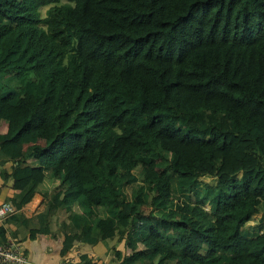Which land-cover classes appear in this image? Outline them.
<instances>
[{"label":"trees","instance_id":"obj_1","mask_svg":"<svg viewBox=\"0 0 264 264\" xmlns=\"http://www.w3.org/2000/svg\"><path fill=\"white\" fill-rule=\"evenodd\" d=\"M1 125L29 237L55 215L62 254L264 264V0H0Z\"/></svg>","mask_w":264,"mask_h":264},{"label":"crops","instance_id":"obj_2","mask_svg":"<svg viewBox=\"0 0 264 264\" xmlns=\"http://www.w3.org/2000/svg\"><path fill=\"white\" fill-rule=\"evenodd\" d=\"M12 190L9 188L8 180L3 182L0 178V201L6 199L7 195H10ZM38 200H35L36 197ZM9 200V199H8ZM35 200V201H34ZM10 201V200H9ZM43 206V197L38 192H35L31 198L24 203L19 209L26 216L32 215L40 210ZM0 225L7 231L6 237H16L21 242L24 252L30 260L39 264H49L57 262L61 257L60 245L62 235L57 228V217L52 216L50 221L49 233H36L34 236H28V227H24L21 224H12L1 221ZM15 234H11V232ZM109 246L106 247L101 241L95 243H87L80 240H74L70 248H77L81 254L85 255L88 259L94 260V262H106V264H114L116 262L114 251L112 246L114 242L109 241ZM122 249V243L115 245Z\"/></svg>","mask_w":264,"mask_h":264},{"label":"built area","instance_id":"obj_3","mask_svg":"<svg viewBox=\"0 0 264 264\" xmlns=\"http://www.w3.org/2000/svg\"><path fill=\"white\" fill-rule=\"evenodd\" d=\"M16 207L9 200L0 201V222L12 212ZM0 264H39L28 258L24 248L16 237L8 236L3 242H0ZM49 264H84L81 258V252L77 248H69L62 257L54 263ZM92 264H106V262H94Z\"/></svg>","mask_w":264,"mask_h":264},{"label":"rangeland","instance_id":"obj_4","mask_svg":"<svg viewBox=\"0 0 264 264\" xmlns=\"http://www.w3.org/2000/svg\"><path fill=\"white\" fill-rule=\"evenodd\" d=\"M60 1H64V0H60ZM48 5H40L38 6V13L39 15H43L45 12V8ZM0 128H2V125L0 126ZM199 179L204 180V181H211L212 178L209 175L203 174L199 176ZM204 208H207V204L203 205ZM148 206H143V211L146 213L148 212ZM264 226V219L260 217V213H253L252 216L243 224L242 229L244 230V232L246 234H252L255 233L256 231H260ZM116 237L117 235L115 234L114 237L112 238L111 242H116ZM138 246L140 247V244H138Z\"/></svg>","mask_w":264,"mask_h":264},{"label":"clouds","instance_id":"obj_5","mask_svg":"<svg viewBox=\"0 0 264 264\" xmlns=\"http://www.w3.org/2000/svg\"><path fill=\"white\" fill-rule=\"evenodd\" d=\"M4 200H8V199H4ZM10 202H11V201H10ZM11 203H12V202H11ZM12 204H13V203H12ZM13 205H14V204H13ZM16 211H17V208H16ZM14 212H15V211H14ZM12 213H13V212H12ZM9 215H10V214H9ZM7 216H8V215H7ZM7 216H6V217H7ZM6 217H5V218H6ZM4 221H5V219H4ZM5 238H6V237H5ZM16 239H17V238H16ZM4 240H5V239H4ZM4 240H3V241H4ZM3 241H1V242H3ZM17 241H18V239H17ZM18 242L21 243L20 241H18ZM81 255H82V254H81Z\"/></svg>","mask_w":264,"mask_h":264}]
</instances>
